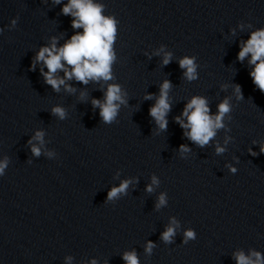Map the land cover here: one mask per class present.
Listing matches in <instances>:
<instances>
[{
  "label": "water",
  "instance_id": "water-1",
  "mask_svg": "<svg viewBox=\"0 0 264 264\" xmlns=\"http://www.w3.org/2000/svg\"><path fill=\"white\" fill-rule=\"evenodd\" d=\"M93 2L117 21L113 79L85 85L73 78L65 83L74 92L64 85L57 92L41 74L43 62L34 70L33 63L53 38L59 48L83 32L62 13L68 0H0V162L7 161L0 264H126L123 255L132 251L139 264H237L234 254L256 251L264 231V93L252 82L251 54L237 58L264 29V0ZM184 57H195L193 81L180 68ZM165 80L171 110L162 131L149 109ZM112 84L127 103L106 124L92 100L103 102ZM194 96L207 99L212 115L225 98L231 105L225 127L204 147L175 120ZM56 106L64 119L53 115ZM37 131L43 143L32 139ZM181 144L190 151L182 153ZM217 146L225 150L218 154ZM124 180L131 181L126 192L107 200ZM161 194L166 202L157 208ZM170 225L175 235L165 242ZM189 230L195 238L185 242Z\"/></svg>",
  "mask_w": 264,
  "mask_h": 264
},
{
  "label": "clouds",
  "instance_id": "clouds-1",
  "mask_svg": "<svg viewBox=\"0 0 264 264\" xmlns=\"http://www.w3.org/2000/svg\"><path fill=\"white\" fill-rule=\"evenodd\" d=\"M60 2L61 0H54V3L59 4ZM102 11L103 5L95 4L93 0H68V3L62 8L64 15L73 17V29L82 28L83 32L74 34L70 40L59 48L56 46V38H53L50 46L42 47L37 53L33 63V70L35 63L43 62L47 72L41 69V74L44 76L45 82L53 90L58 92L60 86L64 85L66 91L74 92L75 89L65 83L66 80H72L73 78L85 85L89 81L99 82L100 80L109 81L113 79L111 66L115 60V54L112 50V45L117 32V21L114 18L103 16ZM15 23L16 21L13 20L12 24L15 25ZM249 54H251L249 63L254 65V69L250 73L252 82L261 93H264V29L257 30L251 34L250 39L241 46L237 58L242 62ZM170 60L171 53H165L162 63L167 65ZM65 65L69 67H65ZM179 65L181 69L185 70V79L193 81L198 78L195 57H184L180 59ZM58 70L64 72L63 78L56 75ZM171 87V82L165 80L160 86V94L156 99V103L149 109V115L162 131H166L168 126L166 117L171 110L168 97ZM235 92L237 99H243L239 85L235 86ZM84 95V93H81L82 98ZM125 95L119 85L112 84L107 87L103 102L98 99L92 100L93 107L100 109V117L104 123L112 124L115 121L120 106L127 103ZM145 99H152V94L146 95ZM230 111L231 105L228 98L218 104L217 113L212 115L207 99L201 96H194L186 104L181 114L182 117L186 118L187 122L185 123L181 116H177L175 120L182 129H185V137L196 145L204 147L214 139L217 130L225 127L223 123L224 117ZM52 113L60 119L65 118V110L62 107H54ZM43 135V132L37 131L32 139L43 143ZM29 143L32 144V140ZM224 150L220 146L216 148L218 154ZM180 151L184 153L190 151V149L187 145L181 144ZM260 151L264 153V145L260 146ZM249 152L252 155H256L251 149H249ZM32 153L39 156L40 148L33 144ZM6 165V160L0 162V175L3 174ZM231 171L235 173L236 169L232 168ZM130 183V180H124L118 187H113L107 194V200H114L120 194L125 193ZM152 183H158L155 176L152 177ZM152 190L151 185H149L147 191L151 192ZM165 202V197L161 194L156 205L157 208L164 205ZM174 235L175 228L170 225L162 233L161 238L165 242H171ZM185 237V242H187V240L195 238V233L189 230L185 233ZM153 247L154 244L149 241L145 251L150 254ZM234 258L237 264H264V258L256 251H252L248 256L242 251L236 252ZM123 259L126 264H139L135 251L125 252ZM91 264H96V261L92 260Z\"/></svg>",
  "mask_w": 264,
  "mask_h": 264
}]
</instances>
